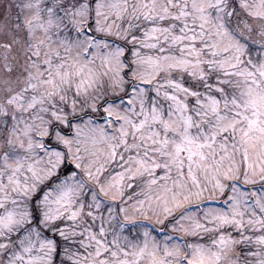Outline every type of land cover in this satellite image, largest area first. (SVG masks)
Instances as JSON below:
<instances>
[{"label": "snow or ice", "instance_id": "snow-or-ice-1", "mask_svg": "<svg viewBox=\"0 0 264 264\" xmlns=\"http://www.w3.org/2000/svg\"><path fill=\"white\" fill-rule=\"evenodd\" d=\"M0 264H264V0H0Z\"/></svg>", "mask_w": 264, "mask_h": 264}]
</instances>
